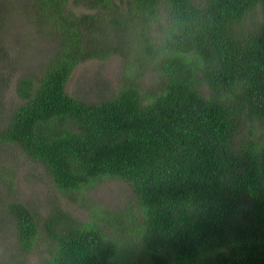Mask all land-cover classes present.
<instances>
[{
	"label": "trees",
	"instance_id": "1",
	"mask_svg": "<svg viewBox=\"0 0 264 264\" xmlns=\"http://www.w3.org/2000/svg\"><path fill=\"white\" fill-rule=\"evenodd\" d=\"M33 1L57 49L18 82L0 143L41 162L67 195L122 179L138 210L123 242L119 219L60 207L43 219L16 200L20 249L48 239L36 264H264V0ZM258 7L262 20H250ZM112 52L124 59L116 93L69 92L78 64Z\"/></svg>",
	"mask_w": 264,
	"mask_h": 264
},
{
	"label": "rangeland",
	"instance_id": "2",
	"mask_svg": "<svg viewBox=\"0 0 264 264\" xmlns=\"http://www.w3.org/2000/svg\"><path fill=\"white\" fill-rule=\"evenodd\" d=\"M33 3L0 0V128L22 101L17 93L20 79L26 74L42 73L57 49L51 22ZM73 7L77 14L93 11L84 6ZM251 15L250 20H262L261 8ZM123 71V55L117 52L105 59L89 58L78 64L67 89L87 101H98L118 91ZM157 78L147 72L142 85L151 86ZM16 200L23 201L43 219L56 214L59 207L79 220L97 218L100 213L106 220L119 219L121 222L113 231L120 234L123 242L130 241L136 230L132 229L137 219L136 197L126 181L105 178L82 194L67 195L56 187L41 162L19 145L0 143V264H36L50 244L48 239H41L33 251L20 249L10 211V204Z\"/></svg>",
	"mask_w": 264,
	"mask_h": 264
}]
</instances>
